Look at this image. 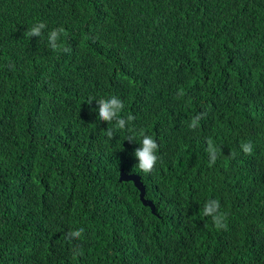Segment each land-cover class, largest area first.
Listing matches in <instances>:
<instances>
[{
  "label": "trees",
  "instance_id": "16d2710c",
  "mask_svg": "<svg viewBox=\"0 0 264 264\" xmlns=\"http://www.w3.org/2000/svg\"><path fill=\"white\" fill-rule=\"evenodd\" d=\"M113 95L135 119L109 139L88 102ZM129 129L158 140L150 174ZM0 264H264V0H0Z\"/></svg>",
  "mask_w": 264,
  "mask_h": 264
},
{
  "label": "clouds",
  "instance_id": "9594fccd",
  "mask_svg": "<svg viewBox=\"0 0 264 264\" xmlns=\"http://www.w3.org/2000/svg\"><path fill=\"white\" fill-rule=\"evenodd\" d=\"M47 28V24L45 22H39L32 25L27 31L24 33V36L31 39L32 37H42L44 35V30ZM65 34V29L63 26L58 28H53L47 33V43L48 47L52 51H63L65 53L70 51V48L64 46L61 43V38ZM178 66L176 65L172 70L168 73L169 75H173L177 72ZM185 93L183 89L178 92V96H184ZM96 100L98 104V119L101 121H106L108 125L114 123L113 127H108L106 129L107 137L112 139L115 136V132L117 130H124L129 122L133 121L135 117L129 113L126 118L122 117L120 114L125 107L124 102L116 95L111 96L110 98H101L95 99L92 98L88 103L91 105L92 101ZM205 115V113H200L197 116L193 117L191 123L188 127L192 130H195L199 127V123L201 118ZM137 136L140 139H137ZM126 140L129 142L139 141L141 146L136 148L134 151V156L138 160V164L135 168H138L141 172L145 174H150L153 172L158 160L160 157L157 155L160 145L157 143L156 139L153 136L146 134L143 129H141L138 133L134 132L132 129H129V135ZM207 145L206 151L209 154V166L214 165L218 159L219 152L224 151V145L215 140H212L209 137L205 143ZM242 151L246 155H251L253 153V146L251 142L243 143L241 145ZM233 155H235L233 153ZM203 215L206 217H211L213 224L215 225L217 230H224L227 228L226 222V214L220 210V201L216 199H209L205 202L203 207ZM84 228L70 230L66 234V238L69 240L79 239L84 234ZM74 255L77 253V249H73ZM79 254L82 255V249H79Z\"/></svg>",
  "mask_w": 264,
  "mask_h": 264
},
{
  "label": "water",
  "instance_id": "95a60500",
  "mask_svg": "<svg viewBox=\"0 0 264 264\" xmlns=\"http://www.w3.org/2000/svg\"><path fill=\"white\" fill-rule=\"evenodd\" d=\"M121 179L122 180H126V181H133L134 184L136 185V187L140 190V197L142 199L143 204L144 205H147V206H151L152 209L155 210V205H154L153 201L145 197V192H146L145 185L141 181L139 175H135V174H130V175L122 174L121 175Z\"/></svg>",
  "mask_w": 264,
  "mask_h": 264
}]
</instances>
